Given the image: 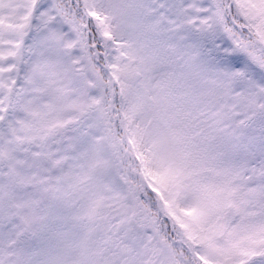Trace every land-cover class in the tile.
I'll return each mask as SVG.
<instances>
[{"label": "snow or ice", "instance_id": "obj_1", "mask_svg": "<svg viewBox=\"0 0 264 264\" xmlns=\"http://www.w3.org/2000/svg\"><path fill=\"white\" fill-rule=\"evenodd\" d=\"M0 264H264V0H0Z\"/></svg>", "mask_w": 264, "mask_h": 264}]
</instances>
